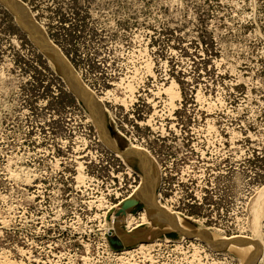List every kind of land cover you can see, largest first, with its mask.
<instances>
[{
	"label": "rangeland",
	"instance_id": "374dc122",
	"mask_svg": "<svg viewBox=\"0 0 264 264\" xmlns=\"http://www.w3.org/2000/svg\"><path fill=\"white\" fill-rule=\"evenodd\" d=\"M18 1L104 127L0 3V264H241L176 230L110 244L161 206L264 264V0ZM113 164L140 186L88 202Z\"/></svg>",
	"mask_w": 264,
	"mask_h": 264
},
{
	"label": "bare ground",
	"instance_id": "6f19581e",
	"mask_svg": "<svg viewBox=\"0 0 264 264\" xmlns=\"http://www.w3.org/2000/svg\"><path fill=\"white\" fill-rule=\"evenodd\" d=\"M4 2V4H6L8 6L7 0H1ZM9 7V6H8ZM22 8L25 10L24 13L22 12H15L16 17L18 18L19 22L21 23V25L24 27V25L26 24V16L28 18L31 19L29 13L26 11V9L22 6ZM32 20V19H31ZM33 21V20H32ZM34 22V21H33ZM36 28L38 29V32H35L33 34V32L30 34L32 36V38L34 40L39 41V37L46 39V37H44V33L42 32V30L40 28H38V26L36 25V23L34 22ZM49 44V43H48ZM50 45V44H49ZM51 46V45H50ZM52 47V46H51ZM53 48V47H52ZM55 50V49H54ZM46 53V51H44ZM57 56L60 58L61 62L64 64V66L67 68V72L69 73V76H63L68 79V81L71 83L72 88L75 92V94L78 96V98H82L84 95V98H87L86 100L89 102L88 105H85L86 107H88V109L91 111V113L95 116V118L99 121V123L104 127V123H103V119H102V115L100 112V106L90 97L89 94H86L85 91L83 90L82 86H80V84L77 82L76 80V76L75 74L72 72V70L69 68V66L62 60V58L59 56V54L57 53V51H54ZM47 54V53H46ZM50 56V55H49ZM51 57V56H50ZM53 58V57H52ZM54 59V58H53ZM52 61V60H51ZM56 62V61H55ZM57 63V62H56ZM55 63H53L54 65ZM58 65V64H57ZM57 65H54L55 68H57L60 71L59 66L57 67ZM63 69V68H62ZM170 90V89H169ZM81 94H79V92ZM168 91V90H167ZM172 91V90H171ZM168 94V93H167ZM178 94V93H176ZM176 94L174 95V93H172L171 98H174V96H176ZM82 96V97H81ZM116 100V99H115ZM123 103V102H122ZM92 118V117H91ZM94 118V117H93ZM95 119V120H96ZM125 153V152H124ZM128 153V152H127ZM139 155V154H137ZM142 156V154L140 155ZM136 157V156H135ZM138 157V156H137ZM142 160V159H141ZM146 160V159H145ZM144 162V161H141ZM150 165V164H149ZM150 167V166H149ZM132 170V169H131ZM146 178H147V186L145 187L146 190L145 192L148 191V188H150L151 186V181L155 179L154 174L152 172H150L148 170V174L146 172H144ZM150 185V186H149ZM150 191V190H149ZM143 193V192H142ZM146 195V194H145ZM134 201V199H132L130 201V204H132ZM100 205V204H99ZM161 211H159L158 215L154 218H151V216L147 215L144 218V220L141 221L140 223H137L136 226L133 229H138L139 227H145V228H154V230H152L150 233H148L145 230H140L139 234H129V233H124L121 231V229L119 228L118 223H116L115 225L117 226V228L112 226L113 231L109 232V235L113 233L114 236H117L122 242H123V246L122 248L126 247V245H129L131 243H138V242H144L147 239H155L156 237H159L163 234H167L168 232L173 231L174 229H177L178 231H180L181 233H184L186 236L191 237V238H195V239H199L200 241L212 246L214 249L216 250H227V251H232V250H236L239 253H241V255H238L239 258L241 259L240 262L241 264H249V263H253V259L254 258V254L257 260L256 264H260L261 262V258L260 255L258 254L257 251H255L254 249L246 246L245 244H243L242 242L239 241H234L232 239H228L225 236H218L216 233L211 232L210 229L207 230H203L200 227L197 226H193L190 225L188 223H191L188 219V217L184 216H180L179 213L175 212V211H169V210H165L162 206L160 207ZM256 210H254L253 212H255ZM257 212V211H256ZM146 214V213H145ZM258 214V213H257ZM256 214V215H257ZM126 216L124 219L123 217ZM121 217L118 219V221L120 220V224L126 226V228L128 229V231L131 228V223L135 220L130 214H126L124 212H120L119 216ZM117 217V218H118ZM116 218V219H117ZM255 218V217H254ZM257 218V217H256ZM255 218V219H256ZM123 219V220H122ZM257 220V219H256ZM117 221V220H116ZM136 223V222H135ZM134 223V224H135ZM133 224V223H132ZM174 228V229H173ZM132 229V230H133ZM108 235V236H109ZM156 236V237H155ZM109 240V239H108ZM198 240V241H199ZM146 243V242H145ZM152 242H150L151 244ZM143 244V243H142ZM148 245V244H147ZM141 248H143L142 246H140ZM115 248V247H114ZM118 249V248H116ZM120 249V248H119ZM128 251V250H127ZM126 251V252H127ZM127 253H132V251H128ZM146 255V254H145ZM255 260V259H254ZM249 261V263H248ZM251 261V262H250Z\"/></svg>",
	"mask_w": 264,
	"mask_h": 264
},
{
	"label": "built area",
	"instance_id": "2783aa9c",
	"mask_svg": "<svg viewBox=\"0 0 264 264\" xmlns=\"http://www.w3.org/2000/svg\"><path fill=\"white\" fill-rule=\"evenodd\" d=\"M124 168L125 169L127 168L126 165L124 167H121L119 165L113 164V167H111V171L108 172L110 177L114 178V180H113L114 182H112V181L110 182L115 187L114 189H112V188L110 189L109 188L110 183L106 182L108 180V178H110L108 174H106V175L99 174V172H98L99 169L94 171L97 174H99L100 178H99V180L94 179L92 185L89 187L83 186L85 191H86V194H87V199H88L87 201L88 202L90 200L96 201L97 200L96 197H100L101 195H103L104 200L107 203H111L112 206H115V207H116V205L118 206L124 200L125 196L130 191H134L135 189H137L140 186V182H141V177L139 175H137V177H135L134 174L128 173ZM122 169H124V170H122ZM117 172H120V173L115 175ZM92 176L96 177L95 174H93ZM124 178H131V181L127 182V184H126L124 182ZM118 185H120L119 188H118ZM112 206H110V208L106 207L104 209L105 210L104 211V217H106L107 213L112 209ZM93 208H96V207L93 206ZM98 213L100 216H102V214L100 212H98ZM112 214L110 215V217L112 216ZM103 221H105V220H103Z\"/></svg>",
	"mask_w": 264,
	"mask_h": 264
},
{
	"label": "water",
	"instance_id": "95a60500",
	"mask_svg": "<svg viewBox=\"0 0 264 264\" xmlns=\"http://www.w3.org/2000/svg\"><path fill=\"white\" fill-rule=\"evenodd\" d=\"M2 5H4V2L2 1V2H0ZM7 3H8V6L5 4L4 6L6 7V8H8V10L15 16V12L16 11H20V12H22V13H24V9L22 8V4L18 1V0H7ZM24 15H25V13H24ZM26 19H27V21H26V24L24 25V27L23 26H21L19 23V26L21 27V29L24 31V32H26L29 36H30V34L33 32V34L35 33V32H38V29L36 28V26H35V24H34V20L32 21L30 18H28L27 16H26ZM16 21H17V19H16ZM39 28V27H38ZM30 33V34H29ZM39 33V32H38ZM36 34V33H35ZM45 35V34H44ZM44 37H46V35L44 36ZM35 41V44H38L37 46H39L40 47V49H42L43 51H46V53L48 54V55H50L51 57H53L54 58V60L57 62V64H58V66H59V68H60V71H61V74H63L64 76H69V73L67 72L68 70H67V68L64 66V64L61 62V60H60V58L57 56V54L54 52L55 50H54V48H52L49 44H48V40H47V38L46 39H44V38H41V37H39V41H37V40H34ZM63 68V69H62ZM79 92V91H78ZM79 94H81L80 92H79ZM83 96V99L81 98V100H82V102L85 104V105H88L89 104V102L87 101L88 99L87 98H84L85 96L84 95H82ZM81 96V97H82ZM87 99V100H86ZM174 229V228H173ZM174 230H176V231H178L177 229H174ZM180 232V231H179ZM156 237V236H155ZM108 239H109V242H110V244L113 246V247H115V248H122V246L124 245L123 244V242L117 237V236H114L113 235V233H112V235L110 234L109 236H108ZM151 240V239H150Z\"/></svg>",
	"mask_w": 264,
	"mask_h": 264
}]
</instances>
